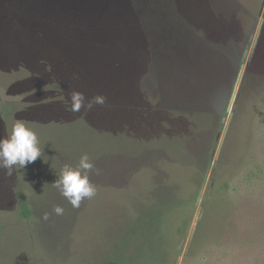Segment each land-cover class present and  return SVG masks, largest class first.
I'll use <instances>...</instances> for the list:
<instances>
[{
  "label": "rangeland",
  "instance_id": "374dc122",
  "mask_svg": "<svg viewBox=\"0 0 264 264\" xmlns=\"http://www.w3.org/2000/svg\"><path fill=\"white\" fill-rule=\"evenodd\" d=\"M37 55L62 70L53 107L28 105ZM87 86L116 111L71 112ZM18 120L42 156L0 170V264H264V0H0V138ZM85 153L96 194L73 208L52 183Z\"/></svg>",
  "mask_w": 264,
  "mask_h": 264
},
{
  "label": "clouds",
  "instance_id": "9594fccd",
  "mask_svg": "<svg viewBox=\"0 0 264 264\" xmlns=\"http://www.w3.org/2000/svg\"><path fill=\"white\" fill-rule=\"evenodd\" d=\"M70 102V111L77 113L81 108L91 109L94 105L103 106L106 103V97L98 94L88 100L82 92L74 90L70 93ZM40 156L42 152L37 134L22 121L18 120L14 123L6 138H0V170H3L7 176L13 175L17 166L22 169ZM93 173L99 174V169L85 153L81 155L75 167L65 165L52 184L73 208H79L83 200L91 199L96 194V187L90 181ZM52 211L57 216L64 214V208L60 205L54 206ZM43 219L48 220L49 213L45 212Z\"/></svg>",
  "mask_w": 264,
  "mask_h": 264
},
{
  "label": "trees",
  "instance_id": "16d2710c",
  "mask_svg": "<svg viewBox=\"0 0 264 264\" xmlns=\"http://www.w3.org/2000/svg\"><path fill=\"white\" fill-rule=\"evenodd\" d=\"M52 40V39H51ZM49 42L50 41H48V45H49ZM47 45V46H48ZM90 48H91V46H89ZM41 54V53H40ZM58 56L59 55H57L56 56V60H57V58H58ZM91 56V55H90ZM55 58V57H54ZM44 59V57H42V55H37V57L34 59L35 60V63H38V64H35V63H33L36 67H37V71H36V75L38 76V77H41V76H43V74H45L46 76V82H43L44 84H43V86H42V88L40 89V90H37V96L36 97H39V99L40 100H34V102L33 103H31V102H29L28 103V105H32L31 107H35V108H40V106L43 104V105H47L48 107H53V101H52V99H54V98H56V97H58V96H60V93H62V91H63V87L64 86H62L61 85V83L60 82H58V84L57 85H59L60 86V92H59V86L58 87H56V88H54L53 87V83L52 82H50L49 80H48V77H47V75L48 76H50L51 78H56V77H58V79H59V81H60V79L62 78L61 76V73H62V70L60 69V64H56V66H54L53 68L51 67V65H50V67H49V70H48V67H47V64L46 63H48V62H50L49 60H47V61H44L43 60ZM55 60V61H56ZM71 61V57L69 56L68 57V60H67V62H70ZM54 63V62H53ZM46 68H47V70H48V72H47V70H46ZM56 68H58L59 69V71H57V70H55ZM62 68V67H61ZM63 68H64V70H66L67 71V68L66 67H64L63 66ZM41 82V81H40ZM100 84H99V89H100V85H101V83L102 82H99ZM89 85H91V84H89ZM87 89V91H86V93H84V95H85V97L88 99V100H90V97H91V93L89 92L90 91V89H91V87L90 86H87L86 87ZM44 90H47V92H43ZM132 93H137V91L135 90L134 92H132ZM41 99H42V101H41ZM116 104H118V103H116ZM125 105V104H124ZM119 106L120 107H122V105L121 104H119ZM115 107H116V105L114 104H112V103H110V104H105V105H103V106H101V105H94L91 109H87V110H93V109H108V110H114L115 109ZM126 107V106H125ZM84 109H86V108H84ZM51 111V110H50ZM50 111H49V113H47L48 115L50 114ZM116 110H114L113 112H115ZM114 117L116 118V119H118V115L116 114V115H114ZM117 121V120H116Z\"/></svg>",
  "mask_w": 264,
  "mask_h": 264
},
{
  "label": "crops",
  "instance_id": "0c3cea01",
  "mask_svg": "<svg viewBox=\"0 0 264 264\" xmlns=\"http://www.w3.org/2000/svg\"><path fill=\"white\" fill-rule=\"evenodd\" d=\"M194 38H196L197 42L200 45H202V47L204 48L206 53H208V51L206 49L207 48H208V50L210 49L209 55L211 57H213L215 60L213 62H211V66L207 67V68L210 70L211 74L216 73L218 70L217 69L214 70L215 67H217V66L221 67L225 63L226 58L224 57V55H225L224 52H225L227 46L225 45L224 47H222L221 43H216L215 41H212V40H204L203 37L198 38V36H197ZM220 49L222 50L224 55H221ZM192 51H193V54L195 56L198 55L195 50H192ZM236 61H237L236 58H233V57H231L229 59V64L232 68H233V63H236ZM239 67H240V65H239ZM206 73H207V70H206Z\"/></svg>",
  "mask_w": 264,
  "mask_h": 264
},
{
  "label": "water",
  "instance_id": "95a60500",
  "mask_svg": "<svg viewBox=\"0 0 264 264\" xmlns=\"http://www.w3.org/2000/svg\"><path fill=\"white\" fill-rule=\"evenodd\" d=\"M167 2H169V1H167ZM143 10V14L144 15H141L140 16V18H141V20L143 21V18L145 19V20H147V22H148V26H150L153 30H155L156 28H157V26H158V21H160L161 19L163 20L162 21V24H160L162 27H164L165 28V22H166V20H167V18L168 17H165V14H162V17L160 18V12H158V4H157V7H154V6H152V5H148L147 6V12L146 13H144V9H142ZM139 14H141V13H139ZM146 22V21H145ZM144 25V27H146L145 25H146V23H144L143 24ZM159 25V26H160ZM158 26V30H159V27ZM165 30V29H164ZM193 39L195 40V41H193L192 39H190V37L189 36H187V41L184 39V41L186 42V43H184V44H186V45H190L188 42L189 41H193V43L195 44V45H200L198 42H197V39L196 38H194L193 37ZM191 46V45H190ZM207 47V46H206ZM203 48V47H202ZM192 50H194L193 49V47H192ZM208 52H210L209 50H208V48L206 49ZM191 51V50H190ZM220 51H221V53H222V55H223V52H222V50L220 49ZM153 58H154V60H156V63H157V59L159 58L158 56H157V53L155 52L154 53V55H153ZM165 60V59H164ZM155 67V66H154ZM155 69H156V67H155Z\"/></svg>",
  "mask_w": 264,
  "mask_h": 264
}]
</instances>
